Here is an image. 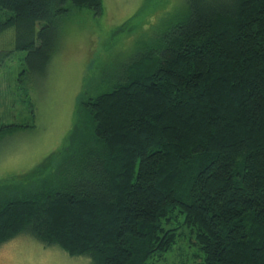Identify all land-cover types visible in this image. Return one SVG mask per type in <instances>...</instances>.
Returning a JSON list of instances; mask_svg holds the SVG:
<instances>
[{
    "label": "trees",
    "instance_id": "1",
    "mask_svg": "<svg viewBox=\"0 0 264 264\" xmlns=\"http://www.w3.org/2000/svg\"><path fill=\"white\" fill-rule=\"evenodd\" d=\"M186 5L155 65L85 90L64 147L0 181V246L28 236L90 264H156L187 234L202 264H264V0ZM72 9L99 16L103 0H0V37L15 29L44 74Z\"/></svg>",
    "mask_w": 264,
    "mask_h": 264
},
{
    "label": "rangeland",
    "instance_id": "2",
    "mask_svg": "<svg viewBox=\"0 0 264 264\" xmlns=\"http://www.w3.org/2000/svg\"><path fill=\"white\" fill-rule=\"evenodd\" d=\"M186 11V0H103L99 16L90 9H72L61 22V39L44 74L28 72L26 52L15 49L16 30L6 31L0 37V126L28 128L0 139V181L22 179L64 147L85 90L92 96L110 90V83L139 59L150 56V66L155 65L162 35ZM197 253L186 234L156 264H202ZM90 263L28 236L0 246V264Z\"/></svg>",
    "mask_w": 264,
    "mask_h": 264
}]
</instances>
